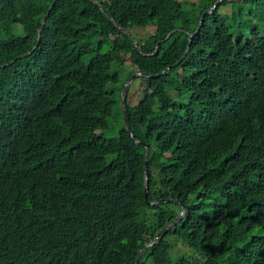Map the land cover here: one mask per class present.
Returning <instances> with one entry per match:
<instances>
[{
  "label": "trees",
  "instance_id": "16d2710c",
  "mask_svg": "<svg viewBox=\"0 0 264 264\" xmlns=\"http://www.w3.org/2000/svg\"><path fill=\"white\" fill-rule=\"evenodd\" d=\"M143 246L140 264H264V0H0V264Z\"/></svg>",
  "mask_w": 264,
  "mask_h": 264
},
{
  "label": "rangeland",
  "instance_id": "374dc122",
  "mask_svg": "<svg viewBox=\"0 0 264 264\" xmlns=\"http://www.w3.org/2000/svg\"><path fill=\"white\" fill-rule=\"evenodd\" d=\"M180 1L186 2V3H191V2H200L202 0H180ZM222 10H225L224 12H226V13H231V10H230L229 7H226V9H222ZM154 29H155L154 27H149V28L144 29V30L135 29V30H133V32H131L130 36L132 38L137 39V40L139 39V36L142 37V38H145L148 34L153 33ZM123 58L125 59V61H127L126 62L127 65L124 66V69H122V70L119 69V70H120L121 79L125 80L129 76V74L132 71H134V69H135L133 66H131V63H133L135 61V59L137 58V51L132 49L127 54H124ZM135 74L136 73H134L132 75V77ZM132 77L126 83H128L130 81L132 83H134L133 84L134 87L132 89H131L132 83L130 85V89H129V92H128V97H129L130 105H135V104L138 103L140 97H142L143 91L146 89V86H145V84L143 82H140V80L137 79L138 77L136 79H134V80L132 79ZM125 84H124V86H125ZM118 118H120V116H118ZM118 118H116L113 121V123L110 126V128L104 132V135L106 137H108L109 142L113 141L115 143H118V148H120L119 147V140H118V133H119L118 131L120 129V120L118 121ZM118 161L120 162V159ZM187 251H188L187 247H185L182 243H178L177 242L176 249L173 250L172 254H173V256L177 257L181 253L187 252ZM146 264H152V263L150 261H148Z\"/></svg>",
  "mask_w": 264,
  "mask_h": 264
},
{
  "label": "water",
  "instance_id": "95a60500",
  "mask_svg": "<svg viewBox=\"0 0 264 264\" xmlns=\"http://www.w3.org/2000/svg\"><path fill=\"white\" fill-rule=\"evenodd\" d=\"M222 1H219L213 8H212V10L211 11H209V12H212L213 10H215L216 8H217V6L219 5V3H221ZM208 12V13H209ZM204 17V16H203ZM203 21H204V18H202V23H201V25H200V28H201V26H202V24H203ZM200 28L198 29V31L194 34V35H192L191 36V39H193L194 37H195V35H197V33L199 32V30H200ZM191 39H190V42H191ZM136 45L137 46H139L138 45V43H136ZM139 76H146V77H148V78H152L153 76H151V75H146V74H142V73H136L133 77H132V79L134 80V79H136L137 77H139ZM131 81L130 82H128V83H126L125 84V86H124V94L122 95V106H123V112H124V119H125V125H126V128H127V130H128V132H129V135L130 136H132V129H131V127H130V123H129V118H128V107H127V97H128V92H129V89H130V85H131ZM138 144L139 145H144L145 147H146V163L148 162V158H149V154H150V145H145V144H143L142 142H138ZM145 178H146V188H145V196H146V198H148V192H149V188H148V183H149V177H148V174L147 173H145ZM157 204V203H156ZM183 214L184 213H181L180 214V216L177 218V220L172 224V225H170L167 229H166V231H165V233L169 230V229H171L174 225H176V224H178V222L182 219V217H183ZM145 247L146 246H143L142 247V249L139 251V253H138V256H137V260H136V264H140V259H141V256H142V253H143V250L145 249Z\"/></svg>",
  "mask_w": 264,
  "mask_h": 264
},
{
  "label": "clouds",
  "instance_id": "9594fccd",
  "mask_svg": "<svg viewBox=\"0 0 264 264\" xmlns=\"http://www.w3.org/2000/svg\"><path fill=\"white\" fill-rule=\"evenodd\" d=\"M212 10V9H211ZM214 11V10H213ZM139 47V46H138ZM139 73V72H138ZM140 77V76H139ZM125 92V91H124ZM124 94V93H123ZM127 100H128V97H127Z\"/></svg>",
  "mask_w": 264,
  "mask_h": 264
}]
</instances>
